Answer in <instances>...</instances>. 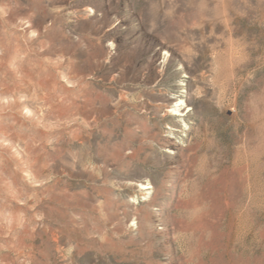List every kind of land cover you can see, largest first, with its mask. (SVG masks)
<instances>
[{
	"label": "rangeland",
	"instance_id": "1",
	"mask_svg": "<svg viewBox=\"0 0 264 264\" xmlns=\"http://www.w3.org/2000/svg\"><path fill=\"white\" fill-rule=\"evenodd\" d=\"M0 264H264V0H0Z\"/></svg>",
	"mask_w": 264,
	"mask_h": 264
}]
</instances>
